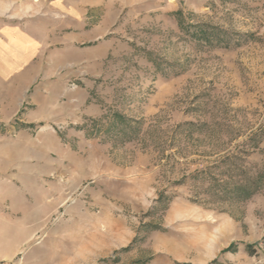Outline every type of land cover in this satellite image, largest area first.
<instances>
[{
	"label": "rangeland",
	"instance_id": "374dc122",
	"mask_svg": "<svg viewBox=\"0 0 264 264\" xmlns=\"http://www.w3.org/2000/svg\"><path fill=\"white\" fill-rule=\"evenodd\" d=\"M0 264H264V0H0Z\"/></svg>",
	"mask_w": 264,
	"mask_h": 264
},
{
	"label": "crops",
	"instance_id": "0c3cea01",
	"mask_svg": "<svg viewBox=\"0 0 264 264\" xmlns=\"http://www.w3.org/2000/svg\"><path fill=\"white\" fill-rule=\"evenodd\" d=\"M28 62L29 34L14 28L0 31V73H9Z\"/></svg>",
	"mask_w": 264,
	"mask_h": 264
}]
</instances>
